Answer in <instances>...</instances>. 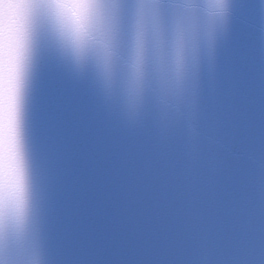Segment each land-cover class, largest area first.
<instances>
[{
	"label": "water",
	"instance_id": "water-1",
	"mask_svg": "<svg viewBox=\"0 0 264 264\" xmlns=\"http://www.w3.org/2000/svg\"><path fill=\"white\" fill-rule=\"evenodd\" d=\"M108 8L106 67L39 41L30 211L0 219V264H264V0Z\"/></svg>",
	"mask_w": 264,
	"mask_h": 264
},
{
	"label": "clouds",
	"instance_id": "clouds-1",
	"mask_svg": "<svg viewBox=\"0 0 264 264\" xmlns=\"http://www.w3.org/2000/svg\"><path fill=\"white\" fill-rule=\"evenodd\" d=\"M227 7L228 0H212L221 16ZM41 37L78 66L94 57L106 67L115 39L108 0H0V219L6 231L22 230L30 211L24 112ZM142 51L138 30L137 63Z\"/></svg>",
	"mask_w": 264,
	"mask_h": 264
}]
</instances>
